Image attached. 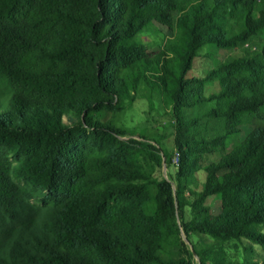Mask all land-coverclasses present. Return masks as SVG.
Segmentation results:
<instances>
[{"label":"trees","instance_id":"16d2710c","mask_svg":"<svg viewBox=\"0 0 264 264\" xmlns=\"http://www.w3.org/2000/svg\"><path fill=\"white\" fill-rule=\"evenodd\" d=\"M155 26L171 38L152 53L136 37ZM263 31L264 0H0V264H232L225 242L264 248ZM204 47L240 54L189 77ZM146 89L169 106L174 176L114 127Z\"/></svg>","mask_w":264,"mask_h":264},{"label":"rangeland","instance_id":"374dc122","mask_svg":"<svg viewBox=\"0 0 264 264\" xmlns=\"http://www.w3.org/2000/svg\"><path fill=\"white\" fill-rule=\"evenodd\" d=\"M260 37L264 38V31ZM169 38H171V32L159 26H155L149 32L142 33L136 37V39L144 44L147 50L152 53L159 52ZM238 54H240L239 50H222L214 47H204L194 59L188 76L201 78L207 71ZM147 91V89L146 91H140L137 100L131 107H128L123 113L117 115L116 118L114 117V127L136 135V138L142 137L143 139L150 140L159 147L164 154L170 155L172 160L169 169L167 170L165 161L163 160L162 167L155 169L154 176L157 178H165L167 172L174 176L176 174L178 160L173 146L174 129L173 122L168 115L169 106L166 98L161 94L154 92L149 95ZM216 91V86H207L205 88V96L208 97ZM210 105L209 103L206 107H210ZM108 115L109 118H111L112 115ZM73 120H75V118H73ZM64 121L68 123L66 119ZM251 129L252 126L250 125L242 126L240 128V133L227 141L225 151L229 152L234 145L241 142ZM216 158H218V155L207 159L206 162H210ZM197 177L198 181L201 183L203 181L202 172H199ZM206 204L211 208L213 214H217L221 206L220 196L210 197ZM259 231L264 234V228L259 229ZM181 238L185 239L183 235H181ZM185 243L192 253L193 248L191 245H195L197 248L201 247L195 237L191 238V245L190 243ZM223 248L227 255V260L232 264H245V260L249 259H252L254 262H264V248L248 240H242V242L229 240L224 243ZM245 249L248 251L246 252ZM192 255L193 264H198L196 254Z\"/></svg>","mask_w":264,"mask_h":264}]
</instances>
